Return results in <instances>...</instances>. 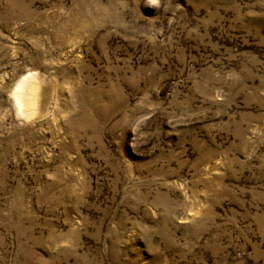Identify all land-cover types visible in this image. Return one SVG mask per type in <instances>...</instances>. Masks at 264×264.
Wrapping results in <instances>:
<instances>
[{
	"label": "rangeland",
	"instance_id": "1",
	"mask_svg": "<svg viewBox=\"0 0 264 264\" xmlns=\"http://www.w3.org/2000/svg\"><path fill=\"white\" fill-rule=\"evenodd\" d=\"M0 264H264V0H0Z\"/></svg>",
	"mask_w": 264,
	"mask_h": 264
},
{
	"label": "bare ground",
	"instance_id": "2",
	"mask_svg": "<svg viewBox=\"0 0 264 264\" xmlns=\"http://www.w3.org/2000/svg\"><path fill=\"white\" fill-rule=\"evenodd\" d=\"M28 90H29V95H30L29 103L33 105V104H35V101L36 102L38 101V100H36V92H38L37 91L38 88H37L36 83H29L27 81H23L22 83H20L18 85V87L15 91L16 92V94H15L16 104H17L19 110H21V111L24 110V107L27 104L25 99H24V96ZM34 106H36V105H34ZM31 108H32V106H31ZM36 109H37V107H36Z\"/></svg>",
	"mask_w": 264,
	"mask_h": 264
}]
</instances>
